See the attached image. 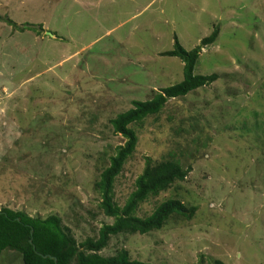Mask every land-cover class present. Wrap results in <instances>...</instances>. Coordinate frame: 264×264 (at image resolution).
<instances>
[{
	"label": "rangeland",
	"instance_id": "obj_1",
	"mask_svg": "<svg viewBox=\"0 0 264 264\" xmlns=\"http://www.w3.org/2000/svg\"><path fill=\"white\" fill-rule=\"evenodd\" d=\"M216 27L194 73L219 78L132 126L114 187L124 206L147 158L174 157L188 177L138 215L178 198L194 216L112 236L101 254L264 264V0H0V209L59 215L78 243L112 224L95 188L126 142L111 121L183 80L182 60L161 55L175 37L190 51ZM0 264L23 261L6 251Z\"/></svg>",
	"mask_w": 264,
	"mask_h": 264
},
{
	"label": "trees",
	"instance_id": "obj_2",
	"mask_svg": "<svg viewBox=\"0 0 264 264\" xmlns=\"http://www.w3.org/2000/svg\"><path fill=\"white\" fill-rule=\"evenodd\" d=\"M8 23L16 25L11 20H8ZM219 31L220 29L216 27L211 35L203 38L200 45L190 51L186 50L175 37L174 49L161 55L182 60L183 80L157 91L147 101L134 102L133 108L111 121L114 131L122 134L126 142L119 146L110 158V164L101 173L95 188L102 198L101 211L113 218V223L103 225L97 236L78 243L70 229L63 225L59 215L52 214L42 218L19 210L2 208L0 257L6 251H14L20 255L23 264H153L132 259L130 252L125 248L113 256H104L101 253L108 247L112 236L122 233L149 234L162 229L174 218H192L196 207L187 206L178 198L165 200L148 216L138 215L141 204L169 191L176 183L184 182L191 172V167L186 168L174 157L157 162L147 158L145 168L136 180L135 190L124 206H120L115 199V182L138 145V135L132 126L161 113L169 100L183 98L190 92L209 86L219 78L216 73L210 75L194 73L202 48L216 43ZM51 256L57 258V261ZM213 262L223 264L219 260Z\"/></svg>",
	"mask_w": 264,
	"mask_h": 264
},
{
	"label": "water",
	"instance_id": "obj_3",
	"mask_svg": "<svg viewBox=\"0 0 264 264\" xmlns=\"http://www.w3.org/2000/svg\"><path fill=\"white\" fill-rule=\"evenodd\" d=\"M44 257H47V256H44ZM51 258H53L55 261H57V258H55V257H52V256H51Z\"/></svg>",
	"mask_w": 264,
	"mask_h": 264
}]
</instances>
